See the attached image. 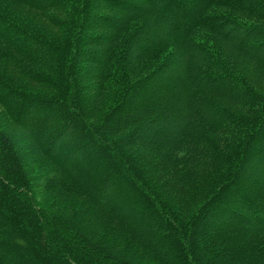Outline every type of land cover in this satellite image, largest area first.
Instances as JSON below:
<instances>
[{"label":"trees","instance_id":"trees-1","mask_svg":"<svg viewBox=\"0 0 264 264\" xmlns=\"http://www.w3.org/2000/svg\"><path fill=\"white\" fill-rule=\"evenodd\" d=\"M11 1L0 264H264V0Z\"/></svg>","mask_w":264,"mask_h":264},{"label":"rangeland","instance_id":"rangeland-1","mask_svg":"<svg viewBox=\"0 0 264 264\" xmlns=\"http://www.w3.org/2000/svg\"><path fill=\"white\" fill-rule=\"evenodd\" d=\"M2 4L8 8L9 13L17 20H20L22 23H25V25L29 26L32 24V28L40 29L42 32L47 33L46 31H49L50 33H53V26L51 27V24L53 23L54 18L59 16L57 11H49L47 13L38 14L31 10H28L27 7L18 5L14 1L11 0H0ZM52 21V23H51ZM38 27V28H36ZM153 59V60H152ZM150 60L140 62L138 63V67L136 68L141 71V73L137 75H143L146 72H149L152 70L160 61L159 58H152ZM142 67V68H140ZM10 123V120L8 117L2 112L0 108V126L5 127ZM72 197L69 195H66L61 192H55L50 193L47 195H44L40 198L41 205L50 211L51 213H71L73 210H77V203L80 202V200H76V204L71 201ZM72 211V212H73ZM94 230L92 229V232Z\"/></svg>","mask_w":264,"mask_h":264}]
</instances>
